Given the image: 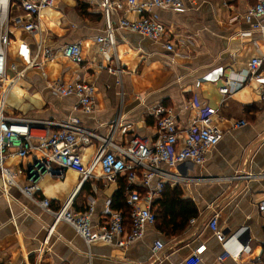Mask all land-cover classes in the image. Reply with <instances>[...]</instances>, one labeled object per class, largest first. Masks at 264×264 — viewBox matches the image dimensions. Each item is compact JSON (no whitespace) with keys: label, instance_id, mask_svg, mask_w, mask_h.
<instances>
[{"label":"crops","instance_id":"0c3cea01","mask_svg":"<svg viewBox=\"0 0 264 264\" xmlns=\"http://www.w3.org/2000/svg\"><path fill=\"white\" fill-rule=\"evenodd\" d=\"M101 2L59 0L42 12V37L47 45L57 52L65 44L80 42L83 60L75 63L58 52L41 70L31 69L17 81L8 94L5 109L10 114L34 119L79 117L100 137H110L122 145L135 135L155 139V110L159 106L172 109L181 127L187 126L199 109H216L214 123L224 130V137L204 164L188 172L190 177L209 180L179 184L184 197L194 200L199 214L193 217L194 224L189 220L184 231L173 235L161 231L156 224L149 226L144 237L125 250L103 243L89 246L65 222L52 229L54 217L20 188L11 187L5 193L0 176V264H175L203 243L207 250L200 264H264V217L253 199L264 190V178L230 179L238 174L264 175V32L252 28L244 19H235L257 0H185L183 12L153 9L152 13L186 42L176 44L175 51H170L163 43L139 33L117 30V53L124 69L121 77L100 66L117 63L111 51L100 53L96 42L105 30ZM19 5L20 0H12V14L22 12ZM127 15L136 17L133 13ZM119 16L116 12V22ZM10 29L9 59L22 68L25 62L19 52L20 44L28 42L32 55L37 52V45L27 32L11 26ZM174 42L177 43L176 38ZM254 57L263 61L258 79L247 77ZM216 69H223L218 80L211 77ZM78 77L96 84V107L91 114L80 109L76 96L62 97L53 90L55 80ZM228 77L241 86L222 105L220 86ZM198 81L200 87H196ZM195 100L196 105L190 107L189 103ZM240 120L246 124L234 127ZM18 142L13 140L6 165L14 171H25L20 178V185L24 186L30 183V167L43 155L36 151L19 157ZM100 143L94 138L82 149L85 162L91 161ZM95 175L80 185L79 174L72 169L44 172L37 178L41 191L35 195L49 198L52 206L58 208L75 194L77 211H85L94 202V224L104 218L111 200L112 208L124 211L129 222L125 208H116L113 202L126 178L107 183L100 168ZM139 189L144 190L141 186ZM216 210L226 234L240 233L248 242L250 251L238 260H218L223 245L209 226ZM159 239L165 248L155 256L153 247Z\"/></svg>","mask_w":264,"mask_h":264},{"label":"built area","instance_id":"2783aa9c","mask_svg":"<svg viewBox=\"0 0 264 264\" xmlns=\"http://www.w3.org/2000/svg\"><path fill=\"white\" fill-rule=\"evenodd\" d=\"M59 0H20L21 13L12 14V0H0V176L2 189L9 193L11 187H18L38 203L42 209L54 217L52 229L60 222H65L76 229L84 241L91 246L96 243L107 244L122 250L128 249L136 241L142 239L146 229L155 225L157 213L153 210V203L162 196L169 184L177 186L189 180H209L193 178L188 172L196 165L206 162L208 155L224 137V130L214 123L213 116L216 109H199L193 120L185 127L178 124L172 109L157 107L155 110L156 135L149 139L140 135L131 138L128 144L115 143L110 137H100L94 131L83 125L79 117H68L60 120L34 119L26 116L10 114L6 111L9 92L21 77H25L31 69H42L45 62L56 57L57 53L66 60L81 63L83 60L82 45L80 42L65 44L59 51L47 45L42 37V12L53 7ZM225 1V0H224ZM155 8L183 12L186 9L185 0H102L101 9L105 18V30L96 37L99 52L111 51L116 60V66H104L111 73L121 77L122 68L117 53V30L124 29L139 33L146 38L161 42L170 51H175L176 44L185 43L186 39L176 34L173 29L152 13ZM120 16L115 21V13ZM127 13H133L131 18ZM244 19L252 28L264 32V0L250 6L243 14L235 19ZM11 27L27 32L37 45V52L32 55L30 44L23 41L19 52L24 59V66L9 59L8 50L12 42ZM177 39V43L174 42ZM262 59L254 57L249 62L248 78L261 77L260 68ZM223 69H216L211 73L215 79L221 78ZM232 77V76H231ZM230 77V78H231ZM229 77L220 86L222 94L221 104L224 105L239 82H232ZM231 82V83H230ZM54 92L62 97L76 96L80 109L85 114H91L96 107V84L84 78H74L69 81L57 79L52 83ZM201 82L196 83L200 87ZM264 90V88H263ZM197 101H191L190 107ZM198 106V105H197ZM196 106V107H197ZM245 120L236 121L233 126L241 127ZM101 143L97 153L91 161L85 162L82 149L89 145L92 139ZM18 139L17 155L26 157L36 151L42 153L35 168L41 164L47 171H64L72 169L79 174L80 185L93 179L96 169L102 170V176L107 183H116L126 178L124 196L130 209L129 222L123 211L112 208L108 201L104 218L94 224L92 216L95 205L91 203L85 211L74 208L75 194L65 203L54 208L47 197H36L35 193L41 191L35 175L30 177L29 185H20V178L25 171L12 170L6 165L9 149L13 140ZM176 169V171H175ZM179 169V170H178ZM29 171V175L31 172ZM40 171V170H36ZM41 174V173H40ZM261 179L263 174H238L230 179ZM142 187V191L139 187ZM259 212L264 217V190L253 196ZM220 212L214 211L209 226L215 237L222 243L223 252L218 260L223 262L227 258L239 259L244 252L250 251L248 242L240 233L231 235L220 227ZM196 218H191L194 224ZM165 248L162 240H156L153 253L158 256ZM207 250L206 244L197 246L186 258L175 264H200ZM261 260V259H260Z\"/></svg>","mask_w":264,"mask_h":264},{"label":"trees","instance_id":"16d2710c","mask_svg":"<svg viewBox=\"0 0 264 264\" xmlns=\"http://www.w3.org/2000/svg\"><path fill=\"white\" fill-rule=\"evenodd\" d=\"M125 185L126 182L124 180L113 202L116 208H125V213L129 219L130 209L126 204V198L124 196ZM153 210L158 216L156 225L161 231L169 235L184 231L188 226L189 220L197 217L199 214L194 200L184 197L182 187L180 185L172 187L169 184L163 191L162 196L153 203Z\"/></svg>","mask_w":264,"mask_h":264},{"label":"water","instance_id":"95a60500","mask_svg":"<svg viewBox=\"0 0 264 264\" xmlns=\"http://www.w3.org/2000/svg\"><path fill=\"white\" fill-rule=\"evenodd\" d=\"M36 163H37V161H36ZM32 170H35V171L31 172L29 177H32L33 175H35L34 179L38 178L40 176V173H44L47 171V169L44 166H42L41 164H39L36 168L34 165L31 166L30 171H32ZM36 170H40V171L38 172Z\"/></svg>","mask_w":264,"mask_h":264}]
</instances>
